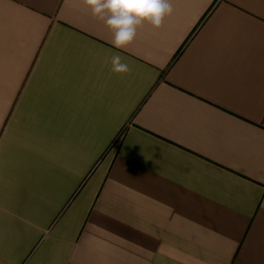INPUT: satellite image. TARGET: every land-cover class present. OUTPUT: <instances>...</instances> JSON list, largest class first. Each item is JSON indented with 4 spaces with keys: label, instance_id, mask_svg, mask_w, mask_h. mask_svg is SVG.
<instances>
[{
    "label": "crops",
    "instance_id": "1",
    "mask_svg": "<svg viewBox=\"0 0 264 264\" xmlns=\"http://www.w3.org/2000/svg\"><path fill=\"white\" fill-rule=\"evenodd\" d=\"M173 7L0 0V264H264V0Z\"/></svg>",
    "mask_w": 264,
    "mask_h": 264
},
{
    "label": "clouds",
    "instance_id": "2",
    "mask_svg": "<svg viewBox=\"0 0 264 264\" xmlns=\"http://www.w3.org/2000/svg\"><path fill=\"white\" fill-rule=\"evenodd\" d=\"M91 16L102 22L112 33L111 44L127 49L145 23L154 29L163 26L166 17L174 12L173 0H81ZM110 71L129 74L131 67L119 53L110 57Z\"/></svg>",
    "mask_w": 264,
    "mask_h": 264
}]
</instances>
